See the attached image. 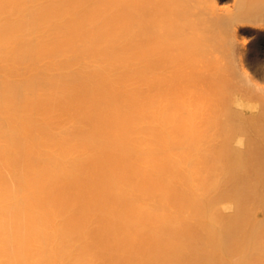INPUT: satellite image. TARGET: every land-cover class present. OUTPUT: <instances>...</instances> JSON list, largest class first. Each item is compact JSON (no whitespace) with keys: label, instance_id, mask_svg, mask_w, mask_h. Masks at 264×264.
<instances>
[{"label":"bare ground","instance_id":"6f19581e","mask_svg":"<svg viewBox=\"0 0 264 264\" xmlns=\"http://www.w3.org/2000/svg\"><path fill=\"white\" fill-rule=\"evenodd\" d=\"M255 18L264 0H0V264H264Z\"/></svg>","mask_w":264,"mask_h":264},{"label":"rangeland","instance_id":"374dc122","mask_svg":"<svg viewBox=\"0 0 264 264\" xmlns=\"http://www.w3.org/2000/svg\"><path fill=\"white\" fill-rule=\"evenodd\" d=\"M223 4L226 6L233 7L234 0H223ZM241 39L244 40V42L246 44V48L247 49L249 48L248 50H249V55H250V61L244 63V68H245L244 71L246 70L245 71L246 75L249 76L251 82L256 81L255 83H257V84H255V87H257L256 85L259 84L257 88L264 89V19L255 18V19L250 20L249 24L246 25L245 29L241 33ZM261 41H263V42H261ZM251 54H252V56H251ZM248 73H250V75L252 77L250 75H248ZM251 78L254 79L255 81L252 80ZM231 79H233V77H231ZM238 79H240V78H238ZM238 79H236V80H237V83L239 85L243 81L244 82L247 81L246 78H245L246 80L241 79V81L240 80L238 81ZM239 82H241V83H239ZM242 84H243L242 86L248 87L247 82L245 83L246 85H244V83H242ZM253 84L254 83H252V85ZM260 85L263 87H261ZM255 97H253V98H255ZM257 109H259V110H257ZM251 111L249 110L248 114H250ZM254 111H255V109H254ZM254 111H252L251 114H253ZM261 112H262L261 108H256V112H254V113H256L255 115H258V114H261ZM200 132H203V131H199V132H197V134H199ZM203 133H205V132H203ZM200 134H202V133H200ZM168 139H170V141L168 140V142H171V136L170 135L168 136ZM168 145H169V143H168ZM184 157H185V159H187L186 156H183L182 158L184 159Z\"/></svg>","mask_w":264,"mask_h":264}]
</instances>
